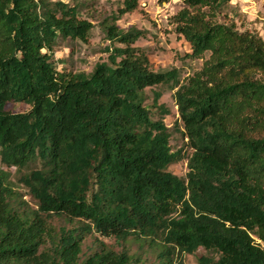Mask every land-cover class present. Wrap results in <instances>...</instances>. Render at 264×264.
<instances>
[{
    "label": "trees",
    "instance_id": "16d2710c",
    "mask_svg": "<svg viewBox=\"0 0 264 264\" xmlns=\"http://www.w3.org/2000/svg\"><path fill=\"white\" fill-rule=\"evenodd\" d=\"M183 4L172 22L204 60L184 80L152 71L132 48L140 32L117 27L137 0L103 22L122 47L91 73L54 57L60 40L89 39L84 0H0V160L17 171H0V264H140L146 245L157 264L199 249L218 257L205 264H264V40L238 29L232 0ZM159 86L174 91L192 150L185 178L169 171L181 155L145 104ZM94 234L114 243L86 249Z\"/></svg>",
    "mask_w": 264,
    "mask_h": 264
},
{
    "label": "rangeland",
    "instance_id": "374dc122",
    "mask_svg": "<svg viewBox=\"0 0 264 264\" xmlns=\"http://www.w3.org/2000/svg\"><path fill=\"white\" fill-rule=\"evenodd\" d=\"M125 0H84L87 4L82 12L81 19L93 25L91 35L86 42L60 40L55 49V60L59 64V70L64 68L68 72L91 73L97 64L108 62L114 46H121L112 43L104 33L103 22L111 20L113 14H118V10L123 6ZM138 7L132 12L125 13L116 25L124 32L135 30L140 32L139 39L132 45L139 54L145 55L152 71L162 72L177 68L180 70L181 79L184 80L199 72L204 64L203 59L190 58V45L176 31V25L172 22V17L176 15L184 6L183 0H137ZM232 5L236 7L238 18L235 22L239 30H249L259 34L264 40V0H232ZM108 50V51H107ZM208 56H206V59ZM63 62V63H62ZM162 94L159 105H163L169 111L167 115L157 113L153 106L154 93ZM146 106L157 115L155 120H163L172 135L170 146L172 152L181 155V160L169 167V171L174 175L185 178L188 173V158L192 150L188 146V140L183 135L184 129L181 122L174 91H169L164 87L148 88L146 90ZM30 107L23 104L10 106V111L14 113H25ZM178 125V126H177ZM0 171L11 172L17 175L16 169H8L0 160ZM15 182V178H13ZM15 188L24 195V199L35 208V201L30 198L27 191L21 186ZM53 226L58 229L63 222L55 220ZM104 241L107 245L113 244L114 239L102 238L96 234L85 241L86 249L96 244L95 240ZM262 247L264 244L261 243ZM85 247V246H84ZM134 251L141 253L140 264H157V253L146 245L142 251L137 247ZM201 258L217 259V255L209 253L204 249H199L193 255H184L180 259H175V264H205Z\"/></svg>",
    "mask_w": 264,
    "mask_h": 264
}]
</instances>
